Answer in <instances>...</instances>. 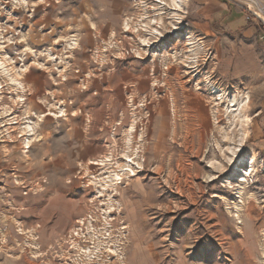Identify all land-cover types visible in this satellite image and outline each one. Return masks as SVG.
Listing matches in <instances>:
<instances>
[{
    "label": "rangeland",
    "instance_id": "rangeland-1",
    "mask_svg": "<svg viewBox=\"0 0 264 264\" xmlns=\"http://www.w3.org/2000/svg\"><path fill=\"white\" fill-rule=\"evenodd\" d=\"M128 2L119 29L128 53L117 42L119 59L135 60L127 86L112 93L72 83L62 92L50 76L46 90L32 92L39 113L23 115L17 145L3 160L18 181L1 191L18 195L0 200V264H264V0H178L182 8ZM221 2L263 39L233 54L242 45L219 28L205 41L190 33L189 46L188 20L201 21L203 9L218 11ZM81 3L0 0V136L9 128L2 117L19 110L20 103L9 107L16 72L54 60L46 38L29 47L32 31L49 38L69 31L50 26L73 20ZM171 43L176 75L169 74ZM152 62L156 89L137 80ZM233 96L247 97L236 115L227 108ZM29 118L41 121L32 137ZM250 156L253 164L244 165ZM172 165L176 183L168 179Z\"/></svg>",
    "mask_w": 264,
    "mask_h": 264
},
{
    "label": "crops",
    "instance_id": "crops-1",
    "mask_svg": "<svg viewBox=\"0 0 264 264\" xmlns=\"http://www.w3.org/2000/svg\"><path fill=\"white\" fill-rule=\"evenodd\" d=\"M222 3L223 2H221L220 5L216 4L218 11H215L214 7L203 9L204 13L207 15L201 21L189 19L184 33H186L187 36H190L192 32L196 33L197 39L203 38L205 41L208 37H214L216 35L215 33L219 34V31H221L219 28H224L226 32H231L230 35L234 36V40L238 45H242L240 48H238L239 46H234L233 51H231L233 54L236 53L238 49L242 50V47L244 48L247 44L256 43L257 39H263V36L259 32L260 30H257L254 23L245 21L238 11L236 12L232 7L229 8L226 4ZM81 6H84V8H81ZM128 8V0H97V2L94 3L92 0H82L81 5L73 9L76 15L73 20H69L64 24L57 21L50 26L52 30L54 28L60 30V27H70L71 29H69V31L62 30V34L58 33L57 36L51 38L46 35L43 36L36 31H32V35L29 36V47H32L31 45H33L36 39L46 38L49 41V45L46 46L45 51L50 53L54 60H52L53 62L47 60L44 64H42V62L41 67L33 61L24 64L25 69H20L21 71L18 70V73L16 72L17 75L14 83L11 84L14 89L16 88V91L10 96L12 101H10L9 107L13 110V103L17 104L16 106H18L19 103L20 105L18 107L19 110L6 117H2V119L8 118V122L6 121L3 127L9 126V128L6 130V135L0 136V200H2L5 195L10 201H15V196L18 195L11 192H9V194L3 193L1 191L3 185H8L9 189H11L12 186H17L16 182L18 181L16 177L17 171L11 172L12 174L7 176L6 172L12 171L13 167H11L12 164L10 163H4L3 160L6 158L7 152L11 154L13 148L17 145L16 141H18V136L20 135L18 129L20 128V121L23 115L26 114L27 117H29L28 115L31 111L39 113L37 111L38 106L33 101L35 98L34 95H32L33 90H38L39 86L42 87L43 90H46L47 86L45 84L43 85V82L47 84L50 76H55L57 90L62 92L70 88L72 83H74V86H83V84L88 83L94 85L98 92H101V90H109L112 93L114 90H122V87L128 85L129 80L127 82L126 79L130 77L131 73L134 74L136 70L135 60L128 57L125 60H120L117 54L119 51L117 42L119 40L122 41L123 51L128 53V49H130V41L124 39L119 34L120 27L124 25V20L121 15H124L125 9ZM227 12L228 14L230 13V17H223ZM115 16L119 19H116ZM37 26L43 28L40 23L37 24ZM50 29L48 31H50ZM121 37L122 39H120ZM218 39L220 40L221 37H218ZM50 41H54L55 45ZM188 41L189 46L194 44H190L193 42L192 36L188 38ZM169 49V74L176 75L179 69L177 44L171 43ZM239 55H241V53H239ZM223 58L225 60V54ZM238 63L239 62H235V65L238 66ZM152 64L153 67L144 64V67L139 68V74L137 75L139 79L137 80L145 81L148 84L147 86L153 84V89H156V80L160 83L157 77L160 72L159 69L157 70L156 68V63L152 62ZM239 71L240 70L237 69L235 73H240ZM52 72L53 74H51ZM142 76H145V78L143 77L144 79H142ZM175 80L176 76L173 78V81L170 82L169 86L171 99L174 100L177 98L178 88L177 81ZM39 81H41V85L38 84ZM107 91H105V93ZM113 106L112 103V108ZM64 109L65 107H61L62 111H64ZM112 113L111 115L109 114V117L113 116ZM36 115L39 117L38 114ZM45 116L46 115H43V118ZM72 118L75 121L77 116L74 115ZM83 119L84 116H81L78 123H82ZM67 120H70V118L67 117ZM111 121H113L112 118ZM26 122L29 123L27 126L31 127L32 133L30 137H32L35 134V130L39 131V129L36 128L40 125L41 121L29 118V120L26 119ZM43 131L44 130H41L42 133H44ZM153 138L156 139V134H153ZM157 138L158 144H155L152 149L154 154L161 149L160 144L162 137L160 131L157 134ZM13 139H15V141H12ZM169 169L168 179L170 182L176 183L178 179V174L175 172L176 169L173 165Z\"/></svg>",
    "mask_w": 264,
    "mask_h": 264
},
{
    "label": "bare ground",
    "instance_id": "bare-ground-1",
    "mask_svg": "<svg viewBox=\"0 0 264 264\" xmlns=\"http://www.w3.org/2000/svg\"><path fill=\"white\" fill-rule=\"evenodd\" d=\"M170 1H172L170 3H172L174 6H176L178 8H182L183 7L182 5L178 4V0H170ZM220 100H222L221 97H220ZM246 103H247V97H243L242 96L241 98L238 97V99H236L233 96L232 98H230V100L228 102V107H227L228 108V112L236 115V114L239 113L240 108L243 107V106H245ZM237 149L238 148H236V150ZM229 152H231V154H234L235 153V151L234 150H231V149H229ZM229 160L231 161L232 159L229 157ZM252 160L253 159L251 157H249V158L243 159L241 161H242V163L244 165L251 166L253 164V162H254ZM118 180H119V176H115V178L113 179V183H114V181L118 183L119 182Z\"/></svg>",
    "mask_w": 264,
    "mask_h": 264
}]
</instances>
